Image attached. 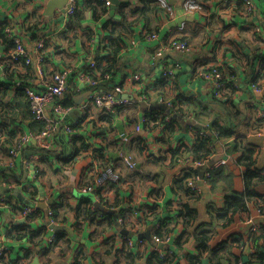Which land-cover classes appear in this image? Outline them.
<instances>
[{
    "label": "crops",
    "instance_id": "0c3cea01",
    "mask_svg": "<svg viewBox=\"0 0 264 264\" xmlns=\"http://www.w3.org/2000/svg\"><path fill=\"white\" fill-rule=\"evenodd\" d=\"M48 1L0 0V26L10 28L27 50L34 40L46 37L43 79L63 66L72 68L76 77L85 64L82 56L92 57L99 66L112 68L113 82L123 85L125 96L144 92L149 102L117 109L113 115L91 109L82 127L87 140L79 138L74 145H67L61 134L51 151H37L43 160L38 163L36 180L20 163L33 152L29 148L16 160L15 170L0 169V242L8 249L0 264H73L77 257L81 264H157L151 260L156 249L161 250L167 264H192L190 259H196V264H210V250L225 242L223 264H258L250 257L254 253L253 237L263 229L248 235L246 224L249 215L254 223L264 224L256 203H249L248 212L235 216L231 224L217 217L224 212L230 191L245 192V168L239 165L241 147L254 151L255 167L264 174V116L260 115L264 105L248 87L249 82L259 84L264 94V0H253L255 10L250 17L239 0H117V4L110 0L111 5L97 17L87 7L93 0H74L72 20L58 10L48 18ZM141 9V15L134 13ZM153 31L161 38L189 46L184 53L170 51L165 55L168 67L173 63L180 66L174 79H161V72L151 61L156 43H145L143 35ZM133 37L138 42L130 48L128 42ZM8 42L0 45V160L6 159L21 129L38 128L35 124L30 127L31 120L24 118L23 99L11 84L14 80L9 81V73L14 79L41 80L34 67L8 61L6 54L13 50ZM200 65L219 66L228 78L238 80V88L213 98L210 84L196 75ZM136 72L141 73L140 84L128 81ZM91 92L84 89L73 93L68 103L79 107ZM159 98L170 100L172 108L158 104ZM79 113L73 110L64 123L70 124ZM145 115L148 122L136 133L135 126ZM166 116L171 122L164 119ZM173 122L174 128L168 130L165 124ZM215 125L223 129L224 137L214 135L209 156L203 161L205 169L218 175L214 184L199 183L200 194L189 198L175 187L186 174L183 167L172 162V154L183 150L190 157L200 134L209 135ZM118 133H126L130 141H118ZM64 146L72 149L71 153ZM126 156L135 164L134 169L124 166ZM221 159L227 160L226 165H220ZM105 163L120 172L121 181L101 187L97 196L84 194L81 188ZM16 192L34 204L53 202L45 210L36 209L38 213L27 219L22 216L25 205ZM257 192L264 199V181ZM82 199H89L93 210H97L93 202L102 201L111 212L83 213L77 222L74 211L59 207L62 204L74 209ZM185 205L196 211L195 220L188 225L179 214ZM51 206L57 208L56 220ZM131 209L140 210V216L133 218L134 227L118 225L120 218H130ZM50 221L63 230L53 231ZM158 222L171 230L170 242L162 248L151 240ZM52 233L62 238L49 245ZM140 235L144 237H134ZM197 235L208 238L206 251L198 249ZM125 236L144 243L130 252ZM258 244L261 246L262 240Z\"/></svg>",
    "mask_w": 264,
    "mask_h": 264
},
{
    "label": "built area",
    "instance_id": "2783aa9c",
    "mask_svg": "<svg viewBox=\"0 0 264 264\" xmlns=\"http://www.w3.org/2000/svg\"><path fill=\"white\" fill-rule=\"evenodd\" d=\"M105 7L111 5L110 0H101ZM244 7V13L250 17L253 15L255 5L253 0H239ZM67 8L64 16L69 20L75 14L74 0L67 1ZM10 40L14 43L12 51L6 54L8 61L20 64L23 67H34L35 75L41 82L35 81V77H27L26 79H16L12 82L13 88L21 91L29 102V111L31 114V122L35 123L38 128L35 130L25 129L18 132L13 145L7 151L5 160H0V169L2 171H13L16 169V160L21 157L25 149H32L33 152L27 154L20 159L21 165L27 169L31 174V179L36 180L39 176V165L43 160V155H39L37 151H51L54 146V140L61 134L65 137L67 145H74L79 138L87 140L82 133V127L85 125L89 117L91 109L97 110L102 115H113L117 109L136 106L139 103H148L149 98L146 93H136L134 95H124V88L122 84H114L113 73L100 74L97 72V62L92 57H84V67L82 71L73 77V69L69 66L58 68L47 79H43V67L47 63L46 51V37L41 36L33 41V46L26 49L22 40L15 37L12 30L8 27L4 29ZM145 43H156L155 49L151 53V61L156 65L161 72V79H174L176 73L180 69L178 64L173 63L168 67L165 55L167 52L184 53L189 49L187 43L175 39L161 38L157 32H149L143 35ZM138 38L133 37L128 44L130 48H135ZM1 61V58H0ZM222 69L215 66L200 65L196 70V75L206 81L211 86L212 97L219 99L222 94L228 93V90L237 89L239 86L236 78H228ZM128 81L133 84H140L143 82L140 72L133 73ZM112 84V85H109ZM230 85V86H227ZM249 89L254 91L261 98V103L264 105L263 88L259 84L249 82ZM84 89L92 90L88 100L79 107L66 105L71 94L78 93ZM263 95V96H262ZM157 103L165 105L166 108H172V102L164 98L157 99ZM78 109L79 116L70 124L64 123L65 119L73 110ZM264 116V110L260 113ZM147 115L143 116L139 123L135 126V132L141 130L148 122ZM167 122H171L169 116L164 118ZM39 126H41L39 128ZM216 135V134H215ZM202 136V134H200ZM217 136V135H216ZM118 141L128 143L129 136L126 133L117 134ZM181 152L183 150H180ZM204 160V159H203ZM192 160L189 156L177 157L174 161L175 165L183 167V173L189 175L185 180V188L189 191V198L197 197L200 194L199 183L208 182L210 179V169H205V161ZM122 162L127 169H134L135 164L129 157H123ZM227 160L221 159L220 165H226ZM121 181V174L111 164L105 163L104 166L93 175L91 181L84 184L81 188L86 195L97 196V192L103 186H112ZM258 212V211H257ZM35 208L23 207L22 216L25 218H32L36 215ZM260 213V212H258ZM51 216V212H48ZM140 216L139 209H131L130 218L122 217L118 220V225L134 227L133 218ZM53 226L54 222L50 221ZM246 224L249 226L248 235H253L259 229L264 227V224L258 225L253 222V218L248 217ZM160 228V223L154 225L151 240L157 245H165L170 242L169 236L165 239H159L154 233ZM127 249L130 252L134 251L139 246L143 245V240L133 241L131 237H123ZM135 240V239H134ZM56 242L55 234L52 233L47 243L53 245ZM8 249L0 242V259L7 253ZM159 256L162 257L161 250L156 249Z\"/></svg>",
    "mask_w": 264,
    "mask_h": 264
},
{
    "label": "trees",
    "instance_id": "16d2710c",
    "mask_svg": "<svg viewBox=\"0 0 264 264\" xmlns=\"http://www.w3.org/2000/svg\"><path fill=\"white\" fill-rule=\"evenodd\" d=\"M87 7L89 9H91L94 12V16L97 17L98 14H100L103 10V8H105L104 3L101 0H93L92 3H87ZM144 12V9L141 10H135L134 13H138L139 15H141ZM74 19V15L71 17L70 20ZM5 26H0V45L3 43H7V40H9L11 46L14 48V43L10 40V38L8 37V35L4 32ZM8 42V45H9ZM186 43V42H185ZM11 47V48H12ZM10 48V49H11ZM96 61V60H95ZM97 62V61H96ZM13 63V62H12ZM14 65H20L17 63H13ZM98 64V62H97ZM27 68V67H25ZM97 72L100 74H104V73H111L112 74V68L107 66V64L104 66H99V64L97 65ZM9 76L11 77L9 79V81H13L19 78L14 79V74H10ZM12 84V83H11ZM230 86V85H227ZM230 89L232 90V88L230 87ZM20 94L19 96L22 97L23 100L20 101V105L23 109V116L26 119L31 120V114L29 111V102L27 100V98L21 93V91L17 90ZM214 98V97H213ZM216 99V98H215ZM66 105H70L68 103V100L65 101ZM174 107L176 108V105L174 104ZM177 112L179 111L176 108ZM148 116H152V113L147 112ZM147 116V117H148ZM35 123H30L28 124L30 127L34 126ZM36 125V124H35ZM166 128L168 130H172L174 128V122L173 125L172 124H165ZM41 126H39L40 128ZM217 135L218 137L223 136L224 137V132L223 129H221L219 126H213V128H211V130L209 131V135H202L199 136V140H198V147L196 148V150L192 151V154L190 157H192L195 161L198 160H203L205 159L207 156H209V152H210V146H211V141L212 139H215L214 135ZM184 151H174L172 156V162H174L176 160L177 157H186L188 156L187 153H183ZM191 153V152H190ZM240 153H241V157L239 159V165L243 166L245 168L244 171V187H245V192L243 194H236L232 191H230L229 195H226L225 200H226V208L224 210V212L221 215H218L217 219L221 220L224 222V224L228 225L231 224L234 220L235 216L240 215L243 212H248L247 210V205L249 203H251L252 201H254L257 205V211L260 212L261 214L264 215V207L262 205V203H264V199L258 194L257 192V187L259 185H261V183L264 181V174L261 173L256 167V161L254 158V151L241 147L240 148ZM173 165V163H172ZM111 166H113L111 164ZM114 167V166H113ZM115 168V167H114ZM218 175V172H213L210 171V179L209 182H211V184L215 181L216 176ZM189 177V175H185V177L182 180H177L175 182V187L178 190H182V192L186 195L189 196V191L185 188V180ZM260 200V203H257V200ZM101 204H104L102 201H100ZM60 208H63L67 211L72 210L74 211L75 215H76V219L77 222L79 221L80 217L83 215V213H85L86 215L91 214H95L98 213V210H93L92 207L90 206V200L89 199H82L80 204L74 208L71 209L69 208L67 205H59ZM51 212L54 215V212H56L57 208H55L54 206H51ZM181 213H179L180 215H183V222L184 225H188L189 223H193V221L195 220L196 217V211H194L193 209H190L188 206H183V208L180 210ZM38 213V212H37ZM51 213V214H52ZM55 218V220L58 218V213H57V217L56 214L52 217ZM164 225H166L165 223L162 225L160 224V228L154 233L159 239H165L168 236H170V232L171 230L168 227H164ZM263 232L258 235V236H254V243H253V249H254V253L251 255V259L255 260L258 264L264 261V227L262 228ZM62 236L59 233L55 234V239L56 241H58V239H61ZM262 240L263 244L260 246L258 244V241ZM197 241L199 242V250L200 251H206L207 250V241L208 238H204L202 235H197ZM225 243L219 244L218 246H216L215 248L210 250V257H209V263L210 264H223V256L224 254H222V250L224 249V247H222V245H225ZM154 259L157 264H167L168 262L165 260L164 256L160 257L158 252H155L152 254L151 260ZM192 264H196V259H190ZM73 264H81L80 262V258H76L75 262Z\"/></svg>",
    "mask_w": 264,
    "mask_h": 264
},
{
    "label": "water",
    "instance_id": "95a60500",
    "mask_svg": "<svg viewBox=\"0 0 264 264\" xmlns=\"http://www.w3.org/2000/svg\"><path fill=\"white\" fill-rule=\"evenodd\" d=\"M68 0H49L47 5H46V16L48 18L53 17V13L55 10H58L61 13H65V10L68 6L67 4ZM114 4H117V0H112ZM153 109V108H152ZM64 150H67L71 153V150L69 147L64 146ZM16 196L18 197L20 202H23V204L26 207H30V208H35L37 210H45L48 206H50L53 202V199L47 201V202H39V203H33L31 201H27L25 199H23V197L20 195V193H15ZM93 207H95V209H97L98 211L102 212L103 214H109L111 212L110 209L106 208L105 206L101 205L99 202H93ZM51 229L53 231H62L63 229L61 227H55L52 226ZM125 234H127L126 232H124ZM124 234V235H125ZM136 239H141L144 236H134ZM163 245H160L159 248H162Z\"/></svg>",
    "mask_w": 264,
    "mask_h": 264
}]
</instances>
